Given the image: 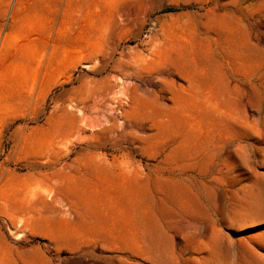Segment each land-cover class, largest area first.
<instances>
[{
	"label": "rangeland",
	"instance_id": "1",
	"mask_svg": "<svg viewBox=\"0 0 264 264\" xmlns=\"http://www.w3.org/2000/svg\"><path fill=\"white\" fill-rule=\"evenodd\" d=\"M0 264H264V0H0Z\"/></svg>",
	"mask_w": 264,
	"mask_h": 264
}]
</instances>
